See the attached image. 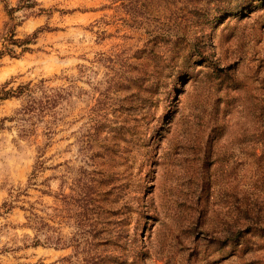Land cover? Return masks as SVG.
Segmentation results:
<instances>
[{"label": "rangeland", "instance_id": "rangeland-1", "mask_svg": "<svg viewBox=\"0 0 264 264\" xmlns=\"http://www.w3.org/2000/svg\"><path fill=\"white\" fill-rule=\"evenodd\" d=\"M36 1L0 57V264H264V0Z\"/></svg>", "mask_w": 264, "mask_h": 264}, {"label": "trees", "instance_id": "trees-1", "mask_svg": "<svg viewBox=\"0 0 264 264\" xmlns=\"http://www.w3.org/2000/svg\"><path fill=\"white\" fill-rule=\"evenodd\" d=\"M37 1L36 0H20V4L18 8L9 7V5H6L7 13L10 18V22L7 23L3 29V31L0 33V40L4 42V50H0V57L4 54H10L11 56H16V47H22V52L28 51L29 44L33 43V41L38 37L37 33H34L32 36H28L26 38H18L16 27L19 25L15 21V15L14 13L18 9H31L36 7ZM43 11V9H40ZM6 94H9L6 93ZM43 164V161L41 162ZM43 165H41L42 167Z\"/></svg>", "mask_w": 264, "mask_h": 264}, {"label": "snow or ice", "instance_id": "snow-or-ice-1", "mask_svg": "<svg viewBox=\"0 0 264 264\" xmlns=\"http://www.w3.org/2000/svg\"><path fill=\"white\" fill-rule=\"evenodd\" d=\"M228 2H229V4L231 5V6H239L240 5V3H237L236 2V0H228ZM247 4H248V6H249V11H252V9H251V5H252V2H251V0H247ZM262 6H264V4H262Z\"/></svg>", "mask_w": 264, "mask_h": 264}]
</instances>
